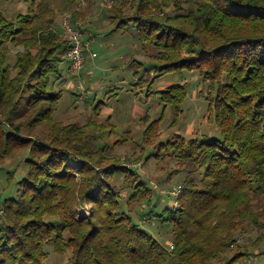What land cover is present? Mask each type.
Wrapping results in <instances>:
<instances>
[{"label":"trees","instance_id":"obj_1","mask_svg":"<svg viewBox=\"0 0 264 264\" xmlns=\"http://www.w3.org/2000/svg\"><path fill=\"white\" fill-rule=\"evenodd\" d=\"M49 2L15 18L0 9V162L28 153L16 194L0 203V264H46V245L71 252L70 264L240 263L247 252L227 256L238 232L255 227L263 236L254 245L264 242V0H114L106 8L114 30L135 29L156 77L195 71L215 89L210 109L222 138L176 133L166 141L163 115L170 107L176 125L188 92L182 83L149 90L164 109L143 130L142 144L158 149L146 159L169 155L185 172L176 203L160 214L171 249L122 209L119 176L133 190L130 211L155 195L131 159L113 151L132 132L99 146L115 129L111 116L84 124L55 117L71 40L43 18ZM82 15L70 16L85 35Z\"/></svg>","mask_w":264,"mask_h":264},{"label":"rangeland","instance_id":"obj_2","mask_svg":"<svg viewBox=\"0 0 264 264\" xmlns=\"http://www.w3.org/2000/svg\"><path fill=\"white\" fill-rule=\"evenodd\" d=\"M38 3L39 0H0V9L9 18H15L29 10L39 12ZM113 4L114 0H76L67 6L62 0H50L48 9L41 11L43 18L53 20L52 27L60 30L65 36L67 35L62 27L63 20L66 16L71 19L73 12H84V15L79 17L81 19L78 25L91 28L83 34L88 43L83 70L70 76L69 63L65 62L62 65V76L56 78V89H63V96L55 117L64 123L84 124L97 113H101L98 120L111 116L115 129L113 132L107 129L102 133L103 138L98 142L99 146L114 145V140L124 135L125 131L132 132V139L116 147L112 146L113 151L131 159V166L140 172L148 186L154 189L155 195L151 204H136L130 211L128 197L133 190L124 185L123 178L119 176L115 182L119 183L122 191L121 206L123 210L130 212L142 229L171 249L172 229L162 220L160 214L165 207H172L176 203L173 191L180 185L185 172L178 170L176 161L169 155L162 159H146V156L156 153L158 149L142 144L143 130L150 121L162 116L164 109L160 97L149 93V90H161L175 83L186 86L188 94L182 104L183 112L177 124L171 126L173 119L170 107L163 115L159 140L166 141L176 133H181L186 138H222L215 125L213 110L210 109L215 89L195 71L185 70L182 73H166L156 77L158 64L147 57L135 29L129 26L123 31L114 30L106 12V8ZM168 12L175 13L173 8ZM93 53L96 55L93 56ZM27 96L28 93L24 92L21 101L24 102ZM97 105L100 108L95 110ZM146 113L149 114L148 118H144ZM139 156H142L140 161L137 160ZM27 157L28 153L25 152L0 162V203L6 197L16 194L18 182L27 173ZM96 190L97 187L94 192ZM89 209L90 205L80 209V215L88 214ZM261 235V230L255 227L238 232L236 242L232 244L227 256L232 257L237 252L245 251L247 256L237 264H264V242L254 245ZM45 249L50 253L46 264H70L71 252L58 255L51 246L46 245ZM212 264H221V261Z\"/></svg>","mask_w":264,"mask_h":264},{"label":"built area","instance_id":"obj_3","mask_svg":"<svg viewBox=\"0 0 264 264\" xmlns=\"http://www.w3.org/2000/svg\"><path fill=\"white\" fill-rule=\"evenodd\" d=\"M62 27L65 34L71 40V47L68 51L69 66L68 72L70 76L76 75L81 72L84 68L86 61V48L88 43L84 40L82 32L73 26L71 19L66 16L63 20ZM96 54L93 53V56ZM180 192V186L176 187L173 191L174 195H178Z\"/></svg>","mask_w":264,"mask_h":264}]
</instances>
